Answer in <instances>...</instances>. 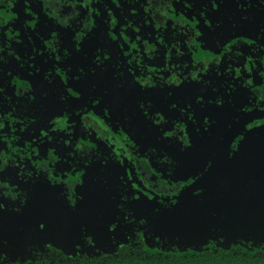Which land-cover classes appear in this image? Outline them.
I'll list each match as a JSON object with an SVG mask.
<instances>
[{"label":"rangeland","instance_id":"374dc122","mask_svg":"<svg viewBox=\"0 0 264 264\" xmlns=\"http://www.w3.org/2000/svg\"><path fill=\"white\" fill-rule=\"evenodd\" d=\"M6 1L10 9L14 0ZM80 1L76 0L78 4ZM171 1L132 0L127 14L135 31H143L145 24L154 28L163 24L174 10ZM194 1L195 6L209 13V22L217 36L224 38L221 39L224 46L232 45L233 49L230 55L214 60V64H219L217 69H222L212 78L215 86L196 84L201 79L211 80L197 75L196 67L192 72L196 79H192L189 83L192 87L188 89L184 88L185 84H181L183 88L179 86L181 76L172 77L176 86L164 87L150 74L134 72L110 35L109 20L103 22V16L96 18L95 8L93 25L86 31L80 28L79 20L80 24L73 26L69 21L61 26L59 21L47 19L45 12L39 16L33 10L34 4L25 1L23 10L32 17L30 20L14 24L9 14L3 19L0 17V88L3 89L0 104L5 109L11 105L9 116L18 119L21 115L25 122L35 121L37 116L49 119L62 113L92 112L110 128L119 129L122 139L134 149L140 164L143 163L141 168L147 170V179H152L147 181L158 185L164 182L176 190L186 188L189 176L205 171L218 155L225 130L252 99L239 85L240 81L249 80L242 66L247 47L235 38L258 35V41L264 46V6L259 10L252 0H217L216 7H211L208 0ZM139 7L149 12L144 22L138 18V10L143 13ZM69 16L76 20V10ZM7 21L12 25L4 26ZM184 25L190 26L186 21ZM29 27H36L47 37L49 49L55 47L42 53L43 57L34 56L33 50L26 57L28 61L24 63L32 77L30 81L23 73L11 69L9 62L16 45L25 46L19 31L26 34ZM137 38L134 41L137 58L146 64L152 62L150 50L157 47L156 42L145 38L140 50ZM157 40L162 42V36ZM187 46L184 40L176 41L182 62L172 64L174 71L183 69L181 65L188 62ZM249 56L261 66L262 58L258 54ZM104 57L111 59L112 67L106 65ZM198 61L204 65L201 72L213 66L210 55H203L201 59L194 55L192 64ZM69 71L76 76L69 79ZM57 72L65 78H60ZM72 85L79 86L78 96L67 93ZM217 94L219 103H205L203 107L192 103L191 111L185 105L196 95L207 101L214 100ZM22 98L36 104L37 116H32ZM144 99L155 110V115L148 120L142 119L144 108H133ZM204 115L210 119L206 117L202 121ZM161 131L164 140L172 136L175 142L162 144L158 134ZM65 132H57L43 144H24L23 149L11 137L0 140V168L3 169L0 172V256L3 257L0 263L25 264L51 249L62 248L71 256L113 254L138 231L148 249L176 253L225 249L241 243L246 247L264 245V124L244 133L221 171L203 189L175 203H161L135 190L125 166L112 165L111 152L106 147L85 140V133L77 128ZM74 140L80 163L72 172L68 169V158ZM190 143L194 146L188 151ZM156 145L164 147L175 167L157 166L149 153V148ZM53 160L55 165L42 167ZM60 173L70 177L66 184L70 185L75 202L73 199L70 203L62 195L61 186L53 185L51 176ZM137 196L138 201L134 199ZM37 221H46L47 229L38 230Z\"/></svg>","mask_w":264,"mask_h":264},{"label":"flooded vegetation","instance_id":"af4514ba","mask_svg":"<svg viewBox=\"0 0 264 264\" xmlns=\"http://www.w3.org/2000/svg\"><path fill=\"white\" fill-rule=\"evenodd\" d=\"M25 1L34 4L33 10L35 12L37 11L39 16H41V14L45 12L47 19L59 21L61 23V26H64L65 23L69 21H72L71 24H73V26L81 23L80 28H84V30L86 31L93 25V11L96 10L97 12L96 14H94L96 18L99 16H103V22L109 20L108 28L110 35H112V37H115L114 41L117 42L121 51L123 52V55L127 61V65L130 66L134 72H140L145 75L147 73L150 74L154 79L157 80V82H159L164 87L176 86L175 82L172 80L173 76H181L182 80H180L179 86H181V84H185L186 87L184 88L186 89H188L187 87H192L191 85H189V83L192 81V77L194 76L192 75V72L194 71L195 67L197 69V75L199 74V76L204 78H211L210 81H204L203 79H201L199 82H195L196 84L202 86L201 84L204 83L203 85L215 86L216 83L212 81V78H216V73L218 71H221L222 69H217L219 64H214V60H216L217 58H221V56L223 55L227 56L233 53V49L231 47L232 45L224 46V43L221 42V39L224 38H221V36L219 38L217 36L212 23L209 22V13L203 12L201 7L195 6L194 0H172L171 3L172 8H174V10L172 11L171 17L165 18L163 24L156 28H154L150 24H145L144 28L142 29L143 31L139 30L137 32L135 31L133 24L130 21V15L127 14V8L132 5V3H130L132 0H81V5L78 4L76 0H14V4L11 6L10 9H8L7 7L6 0H0L1 19H3L2 17H5L7 14H9V17L11 20L14 21V24L19 21H24L26 19L30 20L32 17H30L29 13L23 10V5ZM252 1H254L255 5L259 7V10L263 8L264 2H261V0ZM37 4L38 6L37 8H35ZM205 5L207 7L206 2L204 6ZM139 8L142 9V7ZM72 10H76V20L71 19V17L69 16L70 13H72ZM259 10L257 11V14L260 13ZM137 13L139 15L138 18L142 19L143 22L144 19L148 16L147 14H149V12H145L144 10L142 14H140L139 10ZM183 17L187 18V20H185V18ZM179 19H181L182 22H179ZM78 20L80 23H78ZM185 21L190 26H185ZM10 25H12L10 21H7L4 24V26ZM180 27H182L183 31H181ZM19 34L20 38L22 39V42L25 43V46H21V43L19 45H16L17 49L15 50V54L9 61L11 65L10 68L23 73L26 79L30 81L32 80V77L28 72H26L25 69L26 63L24 62L28 61L26 57L31 53L32 50L35 54L34 56L41 55V57H43L42 53L48 51L49 44L46 43L47 37L43 33H40L36 29V27H29L26 34L23 31H19ZM17 36L16 38H19V35ZM136 36H139L137 40L138 47L140 50L142 49L141 42L143 39L146 38L149 40H153L154 43L156 42L157 47L150 50L151 55L154 59H152V62L146 64L139 61V59L137 58L138 55L135 51L136 47H134V41ZM158 36H162V42L157 40ZM237 38L235 39L239 40L242 45L244 44V46L247 47L246 54L242 59V66L243 73L245 72V74L249 77L248 81L242 80L239 82V85L240 87L244 88L246 92L251 94L250 98L252 99L250 100L247 107H245L230 122L229 126L224 132L222 142L228 139L232 131L235 132L230 144V152L234 149L236 143L239 142V140L243 137L244 133L247 130L252 129L259 124H264V105H261V103L263 102L262 100L264 99V46L258 41V35H254L252 38H244L240 36ZM179 40H184L186 42V45H188V50L186 51V54L188 56V62L186 64L181 65L183 69L174 71L172 69V64L173 66H175L174 64L182 62L179 60V50L176 47V41ZM15 41H18V39H15ZM192 47H194L195 50H193ZM49 50H55V47L54 49ZM8 52L9 51H6V53ZM253 53L258 54L262 58V63L260 64L261 66L252 61V57H250L249 54L252 56ZM194 55H196V57H198L199 59H201L203 55H210L212 60L211 64L213 66H209L208 68H206L205 72H201L202 67L204 66L203 62L198 61V64H192V58L194 57ZM164 61L166 63H164ZM106 65L108 67H112L111 59L106 61ZM92 70L94 71L95 69ZM55 71H57V68H55ZM57 73L60 78H65L60 74V72ZM240 73H237V75H239ZM221 86H224L226 88L227 84H221ZM229 87L230 89H232L231 86ZM181 88H183V86H181ZM21 102L23 104L29 105V112H31V109H34L36 111L37 106L31 100L22 98ZM137 103L141 104V107L144 108V113L142 114V116L148 113V105L151 104L146 102L145 99L142 101H138ZM9 106L11 105H8V107L5 109L0 104V125H3V127H0V140L2 137H11L15 142H19V144H22L20 146L21 149H23L24 144H43L47 138L51 137L57 132H73L76 128L77 130L82 132L84 129H91L90 133L94 136H98L100 143H105L107 147L101 144L99 146L106 147L111 152V154L109 153V160L110 156L115 154L118 160H120V164L125 166L126 174L128 175V178L134 186L135 190L144 193V195L151 197L155 201L160 200L161 203H167L172 201H165L162 198L159 199L157 195L169 196L181 190L172 189V192L170 193H161L154 191L153 188H151L149 185V183L151 182L147 181V174H145L147 170H143L141 168V165L143 163L140 164L139 157L136 156L134 149H130L128 143L122 139V136L119 133V129L110 128L109 125L105 124L99 116L95 115L92 112L80 111L66 114L62 113L61 115L54 116L53 118L51 117L49 119H45L43 117L38 118L37 116V119L35 120L36 122L34 120L25 122L24 118H22L21 115L18 119L9 116ZM133 108L136 110L137 106L135 105L133 106ZM36 113L37 112H35V114ZM31 114L32 116L34 115L32 112ZM154 115L155 114H153V116ZM29 122H32V125L29 124ZM240 122L244 123L242 124V126L239 127L238 124ZM52 124L55 126H52ZM105 130H108L110 134L113 135L112 139H110L109 135L105 132ZM85 140L90 141L89 139ZM74 142L77 146V141L74 140ZM91 142L95 146L98 145V143H94L93 141ZM76 146L75 149L77 152V159L80 163V153ZM124 146H127L128 149H126ZM225 147L226 145L223 146V148ZM124 151L128 152L129 154L124 153ZM130 153L135 158V160H133ZM123 158H126L132 165V174L129 171ZM55 162V160H53L52 162L48 161L42 167L44 169L50 168V165H55ZM117 163H119V161H117ZM137 165L139 166V168ZM140 174H142L144 179H146L147 184L142 185L140 183ZM53 177L51 176L53 185L61 186L62 195L64 194V196L70 201V203H72L74 199L73 192L70 191V185L66 184L69 181L70 177H60V175H56ZM189 180L190 179L188 178V181L185 185H189V183L193 181V179H191L190 181ZM159 184L161 186L158 184L152 185L154 188L156 186L170 188V186L164 182H160Z\"/></svg>","mask_w":264,"mask_h":264},{"label":"trees","instance_id":"16d2710c","mask_svg":"<svg viewBox=\"0 0 264 264\" xmlns=\"http://www.w3.org/2000/svg\"><path fill=\"white\" fill-rule=\"evenodd\" d=\"M136 106L137 108H139L141 107V104L138 103V105ZM31 112L35 116H37L35 114L34 109H31ZM153 114H155V110L153 109L152 105H148V113L144 114L142 116V119L143 120L151 119ZM52 126L55 125L52 124ZM90 130L91 129L83 130V133H85L84 136L85 139H89L90 141H94L98 144L105 145V143L102 142L100 143L98 139L99 137L91 134ZM105 132L109 135L110 139H112L113 135H111L108 130H105ZM158 134L161 137V135H163V132L161 131ZM171 137L168 140H164V136L161 137V139H163L161 141L162 144L175 142L174 140L175 138H173L172 141ZM75 146L76 143L72 141L69 150L71 155L68 158V161L70 163L68 169L72 172L74 171L75 168H77L76 166H78L79 163L76 157L77 152ZM125 148L128 149L127 146ZM124 153L129 154L128 152L125 151ZM149 153L152 155L159 168L160 166L175 167V164L171 161V156L165 151L163 146L156 145L154 147H150ZM130 155L133 158V160H135V158L132 156L131 153ZM110 161L112 165H116L117 161L121 163L115 154L110 156ZM199 175L200 174L189 176V179L190 180L193 179L194 181ZM60 177H67V176L64 173H62ZM139 180L142 185L147 184L146 179H144L142 174H140ZM148 180L151 181L152 179L148 178ZM193 181H191L189 184H191ZM149 185L151 188H153L154 191L157 192H161V193L172 192V187L165 188V187L156 186L154 188L151 183H149ZM0 264H20V263L14 262V263H0ZM25 264H264V245L259 244V245H252V247H246L243 243H241V244H234L231 247L225 249L208 248L201 251L176 253L174 251L148 249L144 245V240L142 238L141 232L138 231L134 233L133 237L127 242L126 245L120 246L113 254H106L99 256H88L82 254V255L71 256L65 254L64 248L59 250L51 249L47 253H45L44 256Z\"/></svg>","mask_w":264,"mask_h":264},{"label":"water","instance_id":"95a60500","mask_svg":"<svg viewBox=\"0 0 264 264\" xmlns=\"http://www.w3.org/2000/svg\"><path fill=\"white\" fill-rule=\"evenodd\" d=\"M244 122H240L238 124V126H242ZM235 132L232 131L231 135H229L227 140H224L222 142V145L220 146V149L218 151V155H216L211 164L206 168L205 171H203L191 184H189V186H187L186 188L181 189L179 192L173 194V195H169V196H161V195H157V197L159 199H164L165 201H180L182 199H185L186 197L198 192L200 189H203L205 187V185L210 182L214 176H216L221 169L223 168L224 164L227 161V158L229 156L230 153V144L232 141V138L234 136ZM226 145L225 148H223V146ZM124 162L126 163L129 171L133 172V167L130 164V162L126 159L123 158Z\"/></svg>","mask_w":264,"mask_h":264},{"label":"snow or ice","instance_id":"6c2138e0","mask_svg":"<svg viewBox=\"0 0 264 264\" xmlns=\"http://www.w3.org/2000/svg\"><path fill=\"white\" fill-rule=\"evenodd\" d=\"M208 2L210 3L211 7H216V6H218V4H217V0H208ZM221 2H222V0H221ZM261 2H264V0H261ZM238 4H240V3L238 2L237 5H238ZM113 39H115V37H113ZM77 51H79V49H77ZM96 59L99 60L100 57L97 56ZM104 59L107 60V57H104ZM75 76H76V73H75V72L69 71V79H71L72 77H75ZM78 78H79V77H78ZM192 79L195 80L196 77L193 76ZM66 83H67V81H66ZM72 88H76V91H72ZM179 88H180V87L178 86L176 89H179ZM2 91H3V89L0 88V92H2ZM213 91H215V90H213ZM79 92H80V88H79L78 85H72L71 87H69V88L67 89V93H70L72 96H78ZM67 93H65V94H67ZM218 95H219V94L216 95V97H215L214 100H213V99H208L207 101H205V99H204L203 96H201V95H196V96L194 97V99H193L192 102L185 103V105H188V106H189L188 111H191V110H192V103H195V104H197V105H200L201 107H203V106L205 105V103H207L208 105H213V104L219 103V101L217 100V96H218ZM198 98H199V99H198ZM185 105H184V106H185ZM184 106H183V107H184ZM173 107H175V104H173ZM206 117H207L208 119H210L209 116L204 115L203 118H202V121H205V118H206ZM189 118H190V117H189ZM0 127H3V125H0ZM250 127H251V125H250ZM197 130L200 131L201 129H197ZM203 131L207 132L208 130H207V129H203ZM193 146H194V144H193V143H190V144L187 146V150H188V151H191L192 148H193ZM0 172H3V169H2V168H0ZM0 178H2V177H0ZM2 187H7V185H3ZM129 196H132V193H129ZM134 199L138 201V200L140 199V197L137 196V197H134ZM173 203H175V201H173ZM0 207H2V205H0ZM37 226H38V230H46V229H47V222H46V221H45V222L37 221ZM112 226H113V228L116 227L115 224H113ZM106 228H107V225H106ZM2 259H3V257L0 256V260H2Z\"/></svg>","mask_w":264,"mask_h":264}]
</instances>
